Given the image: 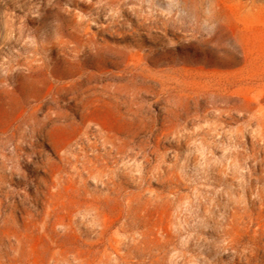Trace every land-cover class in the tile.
Returning <instances> with one entry per match:
<instances>
[{"label":"rangeland","instance_id":"1","mask_svg":"<svg viewBox=\"0 0 264 264\" xmlns=\"http://www.w3.org/2000/svg\"><path fill=\"white\" fill-rule=\"evenodd\" d=\"M0 264H264V0H0Z\"/></svg>","mask_w":264,"mask_h":264}]
</instances>
